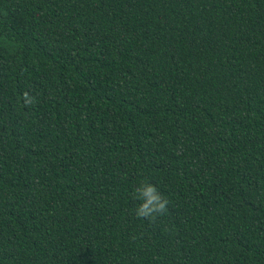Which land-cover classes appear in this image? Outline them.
<instances>
[{
    "label": "trees",
    "instance_id": "obj_1",
    "mask_svg": "<svg viewBox=\"0 0 264 264\" xmlns=\"http://www.w3.org/2000/svg\"><path fill=\"white\" fill-rule=\"evenodd\" d=\"M0 264H264V0H0Z\"/></svg>",
    "mask_w": 264,
    "mask_h": 264
},
{
    "label": "clouds",
    "instance_id": "obj_2",
    "mask_svg": "<svg viewBox=\"0 0 264 264\" xmlns=\"http://www.w3.org/2000/svg\"><path fill=\"white\" fill-rule=\"evenodd\" d=\"M134 199L139 203L134 209L137 218L155 220L162 217L168 206L167 198L151 182L142 181L134 190Z\"/></svg>",
    "mask_w": 264,
    "mask_h": 264
}]
</instances>
